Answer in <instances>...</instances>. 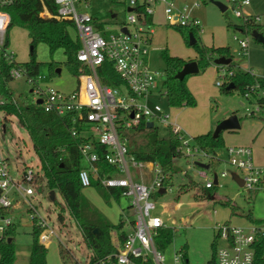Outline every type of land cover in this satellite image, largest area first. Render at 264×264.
Masks as SVG:
<instances>
[{
    "label": "built area",
    "instance_id": "1",
    "mask_svg": "<svg viewBox=\"0 0 264 264\" xmlns=\"http://www.w3.org/2000/svg\"><path fill=\"white\" fill-rule=\"evenodd\" d=\"M24 1L0 0V108L18 104V97L13 90L10 95L5 93L2 80L7 77L11 84L14 80L25 78L31 84L32 100L29 104L37 105L61 118H68V129L72 137L79 140V150L88 164L79 173L82 187H91L92 177H95L105 188L121 190L134 214L133 220L123 219L130 227L127 238L121 248L108 256V260L115 261V264H141L138 259L153 264H166L164 253L157 248L155 237L160 228L168 226L163 216L157 213L159 206L155 197L172 190L173 184L166 183L169 175L164 173L159 163L138 161L130 155L128 138L124 133L141 122L146 125L152 122L153 128H167L180 141L181 157L174 158L175 161L190 160L187 170H182V174L186 176L191 168L194 170L193 178L202 180L205 189L215 185L217 175L211 164L214 156L188 138L171 113L154 99L157 84L159 80L164 83L162 77L165 74L154 70L149 63V44L154 34L157 13L161 11L169 25L195 26L201 33L204 28L200 20L193 16L194 10L201 3L194 1L191 6H187L178 4L177 0H111L121 1L127 8L126 22L115 31L109 21H102L89 11L93 8L92 0H53L58 11L56 18L74 25L81 41L77 53L79 73L76 77L79 86L76 90L65 92L51 83L41 84L40 74L32 75L26 63H21L16 52L11 49L10 8ZM41 1L43 10L52 17L44 1ZM249 4L250 0H238L237 6L233 7L235 16L241 19L243 25L259 21L258 17L242 12V8ZM241 32L249 33L247 30ZM234 40L247 54L248 39L234 36ZM106 61L112 62L115 71L124 81L122 85H107L102 81L98 69ZM217 69L221 78L217 85L229 84L234 71L228 65H217ZM244 71L255 78V82L247 85L243 93L244 98L253 105L247 109L246 116H264V77L258 76L252 69ZM161 96L166 98L165 87L161 90ZM100 148L106 149L105 160L114 168L110 174H100ZM227 152L229 163L244 182L242 187L248 192L264 191V165L254 162L253 147L230 146ZM215 159L217 161L218 157ZM196 162L210 164V168L199 167ZM39 174V171L35 174L33 168H28L24 180L17 179L9 160L0 149V246L8 238L11 227L16 225L9 210L21 202L27 206V215L32 220L33 228L39 230V242L46 246L52 239L53 227L46 218L39 215L38 205L33 203L34 184ZM222 175L227 173L223 172ZM163 188L165 192L162 194L160 190ZM215 229L217 264L255 263L256 245L260 236L264 235V222L247 226L224 222L217 223ZM173 264H182L181 251L173 255Z\"/></svg>",
    "mask_w": 264,
    "mask_h": 264
},
{
    "label": "rangeland",
    "instance_id": "2",
    "mask_svg": "<svg viewBox=\"0 0 264 264\" xmlns=\"http://www.w3.org/2000/svg\"><path fill=\"white\" fill-rule=\"evenodd\" d=\"M194 1L201 3L200 0H177V3L191 6ZM216 1L222 2L228 9L222 12L216 4L209 1L207 4L201 3L194 10L193 16L200 20L204 28V31L199 33L200 44L209 47L213 45L229 47L236 68L252 69L258 76L264 77V43L256 40L249 30V33H245L233 27L242 23L233 12V6H237L238 0ZM92 7L89 11L98 19L109 21L115 31L127 20V8L121 1L92 0ZM242 12L258 17L257 24L264 26V0H250V4L242 8ZM114 14L117 16L113 17ZM40 15L42 18L51 17L44 10ZM154 29V34L151 35L153 41L149 44V63L154 70L165 74L163 58L165 51L172 56L184 58L187 62L197 60L196 48L188 43L176 26L167 24L163 13L155 19ZM252 30L258 29L254 27ZM70 31L77 36L72 26ZM234 36L248 39L247 54H244L240 44L234 40ZM9 41L11 49L17 54V59L21 63L28 62L31 44L28 29L18 24L11 25ZM36 60L40 63L41 84L51 83L65 92L78 88L79 81L66 67V55L62 50L51 55L48 45L41 42L36 49ZM51 61L61 64V73L55 75L52 72ZM219 80H221L219 71L213 60L206 69L188 76L187 84L196 97V106H170L166 98L161 96V90L164 89L162 80H159L158 89L155 90L154 99L171 113L191 140L201 134L213 133L221 121L232 115H236L241 124L238 130L222 132L225 146L217 151L218 161L212 165V170L218 178L213 196L217 193L221 200H232L240 215L233 214L232 206L226 207L221 202L213 203L208 196L204 197V192L211 194V190H206L203 187L204 182L198 177L193 178L194 170L190 168L186 176L181 172L187 170L190 160H176L179 170L172 177V190L155 197L159 206L157 213L163 216L168 227L176 229L174 241L163 252L166 264H173V255L184 246L188 248L190 264H208L213 253L212 243L217 239L215 229L217 223L228 222L232 225L247 226L264 222V191L248 192L238 185L234 180L237 171L229 163L227 152V147L230 146L253 145L254 162L262 166L264 116L259 114L258 118L247 117V109L252 108L253 105L244 98L240 90L222 92L221 87L217 85ZM10 86L16 97L22 95L27 102L32 100L31 84L25 78L12 81ZM169 134L167 128H159L160 137H167ZM0 149L9 160L17 179L24 180V173L28 168H33L35 174L37 171L40 173L37 183L34 184L33 203L38 205L39 215L46 218L54 229L52 239L46 245L48 264H87L92 251L84 242L79 226L71 217L60 193L56 192L55 201L50 198L51 190L46 185L41 162L27 128L20 123L15 114H9L2 108H0ZM223 172L227 175L223 176ZM82 194L112 223H118L121 217L134 219L133 211L128 207L129 201L124 196L118 200L92 186L82 189ZM204 200L209 201H205L204 205ZM26 209V204L21 202L16 208L9 210L10 216L17 225L15 241L17 250L20 251L29 249L34 238L32 220L27 215ZM60 215L64 217V221H61ZM248 215H251L252 220H249ZM17 264L24 263L21 261Z\"/></svg>",
    "mask_w": 264,
    "mask_h": 264
},
{
    "label": "trees",
    "instance_id": "3",
    "mask_svg": "<svg viewBox=\"0 0 264 264\" xmlns=\"http://www.w3.org/2000/svg\"><path fill=\"white\" fill-rule=\"evenodd\" d=\"M43 1L52 17L42 18V15L39 16L43 10L41 0H26L10 8L12 14L11 25L18 24L26 27L31 38L30 59L26 62V65L32 75L39 74L40 63L36 60V49L38 44L43 42L48 45L51 55L62 50L66 55V67L74 76H77L79 73L77 53L81 47V41L78 34L74 36L70 31V27L72 26L76 32L77 30L74 25L56 18L58 11L53 0ZM200 1L203 4L209 2V0ZM233 27L241 31L249 30L251 33L254 31L252 28L254 29L255 27L259 30H257L258 32L264 35V26L253 21L249 24H239ZM177 28L189 44L190 34L193 33L196 39V43L193 46L196 48L198 56L195 61L198 62L200 70L206 69L211 64V61L213 60L214 62L217 57H233L229 47H209L200 44L198 27L181 26ZM163 58L166 75L163 85L166 89L167 103L170 106H196V97L187 84V78L190 75L183 80L177 78V73L183 69L187 61L184 58L172 56L166 51L163 52ZM50 65L52 72L56 75L58 73L57 69L60 68L61 64L51 61ZM228 67L234 71L233 76L230 78V83L235 85L234 89L244 93L245 87L255 82L254 76L240 68H236L233 61ZM98 73L102 81L107 85L120 86L124 83L110 61H106L99 67ZM227 86L228 84L220 86L221 91L230 93L234 90L227 89ZM2 87L6 94H11L12 88L9 78L6 77L2 80ZM2 109L9 114H15L20 123L27 128L34 150L40 159L46 185L50 190L60 193L71 217L79 226L84 242L92 251L89 264H115V261L108 260V256L123 246L130 228L122 217L118 223H112L82 194V189L84 188L82 187L79 173L88 164L79 150V140L74 139L68 129V118H61L54 113L46 112L37 105L29 104L22 95L18 98L17 105L8 104ZM124 135L128 138L130 155L134 156L138 161L159 163L164 173L169 175L166 183L172 184V177L179 170L174 158L181 157L178 137L173 134H169L167 137H160L159 128H148L145 122H141L133 129L126 130ZM194 141L201 149L208 151L214 156L211 162L212 165L218 161L215 159L218 157L217 151L225 146L222 135L215 138L212 132L201 134L195 137ZM105 151V148L99 149L101 160L98 166L101 175L110 174L114 170L113 166L105 160ZM215 185L210 189V200L213 203L221 202L226 207L232 206L231 211L235 213L237 206L232 203V200L212 199L213 193L216 192ZM92 187L103 191L108 196H114L118 200L122 196L121 190L105 188L95 177H92ZM59 218L64 221L62 215ZM248 218L252 220L251 215H248ZM33 229L34 238L29 248V264H48V248L39 242V230L37 228ZM16 234L17 225H13L8 238L0 246V264L16 263ZM175 234V228H160L158 235L155 237L157 248L164 252L174 241ZM9 238H12L11 241H8ZM212 248L213 253L208 264H217L216 240L213 241ZM187 249V246H184L179 250L182 252V264H190ZM138 262L141 264H153L152 262H143L141 259H138ZM254 264H264V235L260 236L256 245Z\"/></svg>",
    "mask_w": 264,
    "mask_h": 264
},
{
    "label": "water",
    "instance_id": "4",
    "mask_svg": "<svg viewBox=\"0 0 264 264\" xmlns=\"http://www.w3.org/2000/svg\"><path fill=\"white\" fill-rule=\"evenodd\" d=\"M209 1L216 4L221 9L222 12H225L228 9V7L220 1H216V0H209ZM252 36L256 40L260 41L261 43H264V35L261 34L260 32H258L257 30H254L252 32ZM195 43H196V39H195L193 33H191L190 34V44L194 45ZM231 62H232V58L226 57V56H220L214 60V63L216 65H229ZM57 72L60 73L61 68H58ZM199 72H200V67L198 65V62L195 60L188 61L184 65L183 69L177 73V78L180 80H183V79H185L186 76L191 75V74H197ZM162 79L166 80V75H163ZM234 87H235L234 83H230V84H228L227 89H234ZM39 103H41V101H39ZM147 126H148V128H153V123L150 122V123H148ZM240 127H241V124H240L239 118L236 115H232L229 118L224 119L223 121H221L217 125L215 131L213 132V136L216 138V137H219L223 131L238 130V129H240ZM196 165L199 167L205 168V169L210 168V164H206L203 162H196ZM234 180L238 183V185L240 187L243 186L244 182L237 174L234 175ZM214 183L218 184L217 176L215 177ZM164 192H165L164 188L160 190V193L163 194ZM49 195H50V198L52 200H55L56 192L54 190H51ZM11 239L12 238H9L8 241H11Z\"/></svg>",
    "mask_w": 264,
    "mask_h": 264
},
{
    "label": "crops",
    "instance_id": "5",
    "mask_svg": "<svg viewBox=\"0 0 264 264\" xmlns=\"http://www.w3.org/2000/svg\"><path fill=\"white\" fill-rule=\"evenodd\" d=\"M179 4V3H178ZM162 12L161 11H159L158 13H157V15L155 16V19H157V17L161 14ZM155 30V29H154ZM152 41H153V39H152ZM151 41V42H152ZM214 46V45H213ZM220 46H222V45H220ZM216 47H219V46H216ZM61 73V72H60ZM189 86V85H188ZM190 88V87H189ZM191 89V88H190ZM191 91H192V89H191ZM194 94V93H193ZM174 119V118H173ZM175 120V119H174ZM176 121V120H175ZM252 147H253V145H251ZM264 165V164H263ZM206 190H210V189H206ZM203 196L205 197V196H208V198H209V194L207 193V192H204V194H203ZM197 197H199V196H197ZM212 199H214V200H221L218 196H217V193H216V195H214L213 196V198ZM209 200H210V198H209ZM209 200H204L203 201V204L205 205V201H209ZM240 211L239 210H236V212L235 213H233V214H238V215H240V213H239ZM130 228V227H129ZM21 253V254H20ZM29 256H30V251H29V249H23V250H17V260H16V263L15 264H17L18 262H21L22 261V263H26V262H28V264H29Z\"/></svg>",
    "mask_w": 264,
    "mask_h": 264
}]
</instances>
